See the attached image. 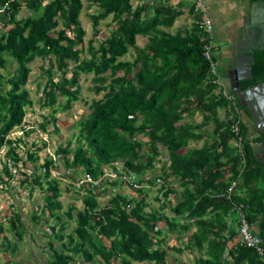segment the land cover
Masks as SVG:
<instances>
[{
    "label": "trees",
    "instance_id": "1",
    "mask_svg": "<svg viewBox=\"0 0 264 264\" xmlns=\"http://www.w3.org/2000/svg\"><path fill=\"white\" fill-rule=\"evenodd\" d=\"M89 1V6L97 5L99 11L91 15L97 31L86 49V30L80 18L84 0H0V150L9 146L10 161L3 168L8 178L13 176L12 166L22 160L17 148L23 139L7 136L13 128L23 127L33 104L24 85L29 64L37 58L50 63L46 69L42 65L48 76L42 105L52 109L53 121L56 112L71 108L79 99L82 73H93L96 91L105 92L102 98L93 99L90 112L82 119L78 145L56 150L66 167L94 179L114 167L123 177L106 178L100 186L82 183L79 188L86 193L78 199L83 205L70 203L63 212L68 220L76 221L75 228L65 232L68 221L59 213L63 207L58 199L64 178L52 176V168L60 167L61 159L50 156L41 165L44 171L26 174L25 182L38 184L46 192L42 215L36 209L32 218L49 224L51 263L72 264L81 256L82 264H174L167 259L166 226L189 230L185 248L200 252L193 262L178 259V264H264L255 249L240 242L229 247L238 233L234 203L246 205L248 219L258 224L264 239V162L254 148L263 136L249 139L242 120L245 158L233 146L232 125L238 115L228 98L217 92L219 85L214 83L204 54L207 36L193 5L197 18L192 27L172 33L165 28L172 27L184 11L170 3ZM24 7L30 15L20 16ZM110 16L114 26L107 37L100 38L99 25ZM139 35L148 37L143 47L138 44ZM132 50L134 59L124 58ZM14 62L15 70H8ZM252 71L253 77L242 81V88L264 81V48L255 51ZM60 96L65 100L60 101ZM224 109L225 116L221 113ZM197 112L203 114V120L188 122ZM50 121L41 124L43 129L48 130ZM210 123L215 125L216 138L201 148H187L190 140L205 136L198 130ZM29 158L37 160L38 152H29ZM159 162L164 163L162 171L147 177ZM129 172L136 174L141 185L136 189L139 196L122 192ZM158 179L163 194L156 198L163 203L147 210L145 183L155 184ZM78 180L71 179V184L75 186ZM174 180L183 186L176 202L171 200L177 193L172 187ZM235 180L238 187L229 197L228 188ZM47 211L60 222L50 224V219L44 218ZM10 219L11 228L22 239L26 229L22 214L15 212ZM5 230L0 217V233ZM19 245L17 241L10 248L15 252Z\"/></svg>",
    "mask_w": 264,
    "mask_h": 264
},
{
    "label": "rangeland",
    "instance_id": "2",
    "mask_svg": "<svg viewBox=\"0 0 264 264\" xmlns=\"http://www.w3.org/2000/svg\"><path fill=\"white\" fill-rule=\"evenodd\" d=\"M133 1L137 4L136 0ZM84 3L85 6L80 18L81 23L86 30L83 46L87 49L89 41L95 36L97 31V29L94 28L91 15L98 13L99 6H89V0H84ZM30 14L31 11L27 7H24L20 16H27ZM113 26L112 16L106 20H102L99 25V30L101 31L99 37H107ZM1 30L2 26L0 25V31ZM147 41L148 37L142 35L138 36V44L141 47L145 46ZM84 55L90 57V53L87 51H85ZM124 58L134 59L133 50ZM42 65H44L46 69L50 66V63L43 58H37L29 64L30 72L24 88L29 91L33 104L27 110V114L24 117L23 127L18 126L13 128L7 136L15 140L19 138L23 139V142L18 143L17 148L22 160L18 161L16 166H12L13 176L9 178L3 170L5 162L10 161V158L7 155L9 146L5 145L0 150V217L6 225V230L0 233V264H7L8 262L10 264H52V249L49 245L50 236L48 235V233L51 232L49 224H47L45 220L38 222L32 218L36 209H38L37 213L42 215V208L46 205V192L38 184L30 185L28 182H25L24 179L26 174H32L37 169L39 172L44 171L41 169V165L44 164L46 159L50 156L58 159V161H60L59 158L61 159L60 167L52 168V176L64 178L60 182V187L63 193L58 199L61 200L63 207L59 213L64 216L65 221H68V228L65 232L72 231L76 226V221L68 220L63 212L67 209L70 203H74L78 207H81L83 203L78 197L86 193V190L79 188V184H76L75 186L71 184V179H82L85 177V174L78 170L67 168L64 164V160L61 158L62 155L57 154L56 150L60 146L71 145L72 147H76L78 145L82 119H84V117L90 112V106L93 99L102 98L105 92L101 91L98 93L96 91L95 83L93 82V73H82L80 78L81 92L79 99L73 103L71 108L56 112V119L53 121L51 117L52 109L48 106L42 105L44 98L46 97L45 89L48 77ZM16 66V63L14 62L12 65L8 66V70L14 71ZM71 68H73V64H71ZM71 73L72 71H70L69 75H71ZM217 92H221V89L219 88ZM64 100L65 98L60 96V101ZM193 119L198 122L201 117L196 116ZM47 121L50 122L47 124L48 130H45L41 124ZM144 139L147 140L146 137ZM45 142L47 143L46 146ZM29 152H38L39 158L37 160L29 158ZM162 165H164L163 162L157 163V169L149 171L146 176L150 178L155 177L157 175L156 171H162ZM1 177L5 178L4 182ZM145 184L148 185L145 190L147 202L149 203L147 210L158 208L159 205L163 203L162 200L159 201L156 198L158 194H163L160 190L162 181L158 179L155 184H152L151 182H146ZM172 187L176 189L177 193L171 195V200L176 202L181 193L182 186L174 181ZM136 189L137 188L125 184L122 192L131 196H139L140 194ZM108 190H111V188ZM100 199L106 201V197ZM166 211L167 213H171L170 209H166ZM15 212L22 214L26 224L22 239L16 234V230L10 226V218ZM45 217L50 219V224L59 221L56 217L50 216L48 211L44 218ZM165 229V237L167 240L165 247H170L168 249V261L174 264H178V259L193 262L194 258L200 255L199 251L192 252L185 248L191 233L189 230H169L166 226ZM17 241L20 242L19 248L13 252L10 247ZM172 246L181 247L183 250L174 251L171 248ZM82 261L83 258L79 256L76 262L72 264H82Z\"/></svg>",
    "mask_w": 264,
    "mask_h": 264
},
{
    "label": "crops",
    "instance_id": "3",
    "mask_svg": "<svg viewBox=\"0 0 264 264\" xmlns=\"http://www.w3.org/2000/svg\"><path fill=\"white\" fill-rule=\"evenodd\" d=\"M136 1L138 3L141 0ZM144 1L151 2L154 5L170 3L176 8H180L184 11L183 14L177 18L172 27L165 28V30L172 33L180 29H189L196 21L197 17L191 10L193 5L192 0ZM207 13L214 25L213 42L215 45V57L223 83L221 90L226 88L228 91L235 94L237 100L241 103L242 120L247 124V137L253 140L256 137L263 136L261 141H257V143L254 144V148L257 156L264 162V87L246 93L242 91V98L237 91L233 89L237 74L239 72L241 74L246 66L251 64L252 50L255 49L256 51L262 49L260 47L264 46V0H207ZM256 47L259 48L256 49ZM252 65L253 64H251V67ZM245 80L247 79H241L240 82L242 83V81ZM246 89L247 87L242 88V90ZM221 113L225 116L226 109ZM196 116L201 117L198 122L193 119ZM194 117L188 118V122L197 124L203 120V114L200 112H197ZM198 131L205 134V136L201 139L190 141L187 148H201L206 141L216 138L214 135L215 125L213 123H210L204 129ZM174 181L182 186L178 180ZM228 218L230 221L233 220L232 215ZM255 227L258 230V224H255ZM239 242L240 235L237 233L234 239L229 241V247L232 248Z\"/></svg>",
    "mask_w": 264,
    "mask_h": 264
},
{
    "label": "built area",
    "instance_id": "4",
    "mask_svg": "<svg viewBox=\"0 0 264 264\" xmlns=\"http://www.w3.org/2000/svg\"><path fill=\"white\" fill-rule=\"evenodd\" d=\"M192 1L194 13L199 15V26L207 36V41L204 46V54L210 61L211 72L214 75V83H217L219 85V88L221 89L223 87V83L221 81V75L215 57V45L213 42L214 25L212 19L207 13V0ZM221 93H223L228 98V100L230 101V106L235 110L236 114L238 115V119L232 125V132L234 134L232 144L236 149L240 151L243 158H245L244 135L240 126V122L242 121V109L237 103V97L235 94L231 93L226 88L222 89ZM106 178L112 181L114 179L123 177L121 176V173L119 171H116L114 169V167H108L106 169V174L103 175V177H101L100 179H94L90 175H86L84 178L78 180L79 182L77 181L78 183L76 184L81 185L84 182H93L94 185L100 186L101 181ZM124 178L127 180L126 185L137 189L141 187V185L136 180L135 173L129 172L127 175L124 176ZM237 187L238 181L235 180L231 183L228 188L229 197L232 196ZM234 210L237 213V227L238 233L240 235V243L248 248L255 249L257 253L264 259V239L258 233L255 224L248 219L246 205L244 203H234Z\"/></svg>",
    "mask_w": 264,
    "mask_h": 264
},
{
    "label": "water",
    "instance_id": "5",
    "mask_svg": "<svg viewBox=\"0 0 264 264\" xmlns=\"http://www.w3.org/2000/svg\"><path fill=\"white\" fill-rule=\"evenodd\" d=\"M264 46L260 47V48H263ZM259 48V47H256V49ZM254 50H252V60H251V64H254L255 62V56H254ZM251 64L247 65L245 70L240 72L237 74V78L235 80V83L233 84V89L235 91H237V93L239 94V96L242 98L243 95H242V91H244L245 93L246 92H250V91H254V90H257V89H260V88H263L264 87V81L261 82V83H258L257 85H254V86H249L247 87L246 90H242V85H241V79H249L251 77H253V71H252V67H251Z\"/></svg>",
    "mask_w": 264,
    "mask_h": 264
}]
</instances>
